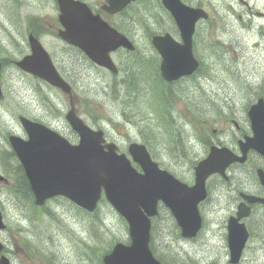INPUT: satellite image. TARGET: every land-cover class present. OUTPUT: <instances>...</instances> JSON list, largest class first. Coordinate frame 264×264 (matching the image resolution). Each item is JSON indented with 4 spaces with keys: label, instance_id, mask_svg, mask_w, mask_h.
Here are the masks:
<instances>
[{
    "label": "rangeland",
    "instance_id": "rangeland-1",
    "mask_svg": "<svg viewBox=\"0 0 264 264\" xmlns=\"http://www.w3.org/2000/svg\"><path fill=\"white\" fill-rule=\"evenodd\" d=\"M98 7L101 0H85ZM159 9V10H157ZM55 0H0V58L4 97L0 100V172L8 179L0 184V210L8 229L2 232L5 254L13 264H101L99 258L114 242L128 240L127 225L107 203L85 212L64 198H53L34 206L21 193L8 173L16 161L8 134L22 133L17 117L42 121L75 142L64 114L68 97L21 72L12 63L28 52L26 37L34 34L59 60L64 59L73 88V103L79 116L90 126L102 128L119 151L128 143L148 145L154 160L186 183L193 182L192 166L205 155L209 143L234 146L240 130L248 125L245 107L255 100L253 86L264 87V49L246 46L236 49L227 66L239 67L236 76L226 70L213 48L208 47L203 26L199 27L197 55L204 61L188 79L167 85L156 74L157 56L149 35L164 29L174 32L167 13L155 0H144L128 10L126 32L136 41L137 53L123 50L114 57L119 74L91 67L70 53L56 36ZM239 50L242 52L240 54ZM241 127L236 130L231 120ZM232 185L252 186L255 176L249 164L228 171ZM231 184L209 180L208 201L200 207L204 226L191 239H182L166 212L156 220L152 244L166 264H228L226 219L234 209L229 202ZM240 264H264V252L253 233Z\"/></svg>",
    "mask_w": 264,
    "mask_h": 264
},
{
    "label": "water",
    "instance_id": "water-1",
    "mask_svg": "<svg viewBox=\"0 0 264 264\" xmlns=\"http://www.w3.org/2000/svg\"><path fill=\"white\" fill-rule=\"evenodd\" d=\"M109 4L112 0H106ZM128 0H123V3ZM169 9L181 31L183 45H178L165 34L152 37V43L162 56L160 71L166 80H174L191 74L198 63L190 52L193 25L198 17L190 21L177 8V0H162ZM58 21L63 29L58 31L60 38L77 46L93 62L116 72L109 58V52L119 46L132 49L126 37L110 28L100 17L93 15L89 8L78 0H57ZM121 1L115 9H119ZM30 53L15 61L22 71L37 76L49 84L69 93L70 86L54 68L48 53L40 42L28 35ZM1 69V64H0ZM2 91L0 86V98ZM252 136L239 141L241 156L235 155L227 147L212 145L205 158L194 167L195 181L188 186L180 182L166 170L152 161L144 145L131 143L128 152L142 172L137 171L124 153H117L116 145L104 143L103 132L93 130L82 122L70 109L66 119L79 136V142L71 145L56 132L39 123L20 117L21 125L28 139L10 135L11 143L25 175L29 181L35 204L45 199L62 195L78 206L91 211L95 208L101 192L108 202L128 223L130 243H116L112 250L102 258L104 264H161L156 260L148 246L149 217L156 213L157 201L167 206L181 229L183 237H193L201 227L197 205L206 197L205 180L213 173L225 177V168L233 162H243L249 149L264 155V100L259 98L248 110ZM259 173L264 186V174ZM1 179V177H0ZM248 201L263 198L246 196ZM241 203L237 217L228 222V247L230 263L239 260L247 239V231L238 219L247 213ZM3 226L0 215V228ZM0 264H9L5 256Z\"/></svg>",
    "mask_w": 264,
    "mask_h": 264
},
{
    "label": "flooded vegetation",
    "instance_id": "flooded-vegetation-1",
    "mask_svg": "<svg viewBox=\"0 0 264 264\" xmlns=\"http://www.w3.org/2000/svg\"><path fill=\"white\" fill-rule=\"evenodd\" d=\"M139 1L140 0H136L125 5V7L117 12L108 13L103 9L104 0H101V3L94 11L100 13V15L117 31L125 32L126 34V30L129 27V16L127 10ZM180 1L186 6H191V8L195 9H203L208 13V17L206 19L198 20L197 26H203V31L205 30V38L207 39V43L209 45L213 43L218 44L221 47L232 49L233 52L234 49H240L246 46H251V48L254 49H264V0ZM155 4L156 7L158 6L161 9L163 8L161 0H156ZM196 30H198L197 27L194 34ZM239 52L242 54L240 50ZM231 55L234 56L233 53H231ZM259 88L262 90L257 91V93H263V87L260 86L257 90H259ZM262 95L264 96V93ZM24 134L25 132L22 129L20 136H24ZM245 162L249 163L252 168L255 181L252 182V186L250 187L243 186L242 184L232 185L229 183L231 184L229 188L232 194L228 199L229 202L231 201L234 203L235 207L232 210V213L228 214V218L232 215L236 216L238 205L244 201L241 194L253 197L264 196V188L260 185L256 175L257 169H261L264 172V157L255 152H249ZM234 166L238 165L235 163L231 164L228 169L230 170ZM229 177H231V179L234 178L232 175ZM229 177L227 180L230 179ZM211 178L217 180L220 179L218 175L211 176L209 180ZM246 205L249 207V214L245 218H241L239 221L245 225L246 229L249 231V235L251 234L250 238L255 235L253 233L260 236V239H257V242L259 244V248L264 252V206L259 202H246ZM158 216L159 213L156 217ZM156 217L152 218V220ZM0 240L5 243L2 232H0Z\"/></svg>",
    "mask_w": 264,
    "mask_h": 264
},
{
    "label": "trees",
    "instance_id": "trees-1",
    "mask_svg": "<svg viewBox=\"0 0 264 264\" xmlns=\"http://www.w3.org/2000/svg\"><path fill=\"white\" fill-rule=\"evenodd\" d=\"M3 63L5 64V60L3 59ZM18 172L20 173V175L22 176V180L21 183L23 184V190H21V193L23 194L24 197H27V199L31 200L32 196H31V192L29 190L28 184L26 182V179L23 177L20 166L18 167Z\"/></svg>",
    "mask_w": 264,
    "mask_h": 264
}]
</instances>
